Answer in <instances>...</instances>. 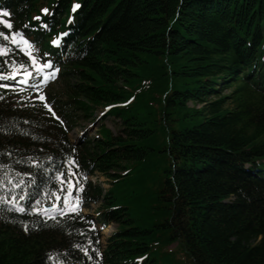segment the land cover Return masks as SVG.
I'll use <instances>...</instances> for the list:
<instances>
[{
	"label": "trees",
	"instance_id": "1",
	"mask_svg": "<svg viewBox=\"0 0 264 264\" xmlns=\"http://www.w3.org/2000/svg\"><path fill=\"white\" fill-rule=\"evenodd\" d=\"M0 20V74L51 61L60 84L0 82V264H264V0H0ZM98 107L119 133L73 144Z\"/></svg>",
	"mask_w": 264,
	"mask_h": 264
},
{
	"label": "rangeland",
	"instance_id": "2",
	"mask_svg": "<svg viewBox=\"0 0 264 264\" xmlns=\"http://www.w3.org/2000/svg\"><path fill=\"white\" fill-rule=\"evenodd\" d=\"M46 70H49V69L46 67ZM44 75H46V76H44ZM48 77H49V74H42L40 76V80L44 81L40 84V88H44V90H47V94H49V95H53L54 93H59V91H60L59 85L60 84H59L58 80L55 79V80L49 81V80H47ZM24 83H26V85H27L26 81H24ZM195 106L198 108L200 107L197 104H195ZM188 107H192V104L188 103ZM119 123H118L117 117H114L111 115L104 116L103 115V107H98L95 109L91 119H83L82 117L77 118V123L74 125V127H72V129L69 133V138L72 142H77L83 136H86L88 138H93L98 133V130H99L101 125H104L113 135L116 136L119 133ZM91 182L93 184L100 185L103 190L108 189L107 180L105 178L101 177L99 174H95L91 178ZM67 201H68L67 206L77 204L76 201H73L71 199H68ZM96 209H97V206L92 205L85 212L92 215L93 218L96 219L97 218ZM98 229L100 230V234H101V238H102L101 239L102 240V246L105 247V245L107 243V238H109L110 235L116 231L117 225L114 223H111L107 228L98 227ZM175 247H176L175 244L171 245L168 247L167 250L172 249L173 252H175V251H177V249ZM173 258L176 260H183L184 259L183 254H181L180 252H176L174 254Z\"/></svg>",
	"mask_w": 264,
	"mask_h": 264
},
{
	"label": "snow or ice",
	"instance_id": "3",
	"mask_svg": "<svg viewBox=\"0 0 264 264\" xmlns=\"http://www.w3.org/2000/svg\"><path fill=\"white\" fill-rule=\"evenodd\" d=\"M74 7H75V5H74ZM42 11L46 12L47 9H42ZM5 14H6V13H5ZM0 23H3V24H4L6 27H8V28H11V27H12L11 23L8 22V21L0 20ZM17 34H19V33H17ZM0 37H3L4 39H7V36H6L3 32H0ZM13 42H15V40H13ZM24 42H25L26 44L29 43L27 40H25ZM52 43L55 45V44L57 43V41H56V40H53ZM29 46H30V45H29ZM0 54H3L2 50H0ZM36 60H37V58H33V63H34V64L36 63ZM47 66H49V62H44L42 65H38V66L36 67V72H37V73H40V72L42 71V68H43V67H47ZM28 74H29V73H25V75H28ZM0 75H2V74H0ZM51 78H53V77L49 76V79H51ZM42 82H44V81H42ZM40 99H44V97L41 96ZM49 110L51 111L50 106H49ZM52 114L55 115L54 112H53ZM61 122H62V121H61ZM34 163H35V162H34ZM75 163H76V162H75V160H74L73 158H69V160L66 161V164H69V165H71V164H75ZM73 175H74V173H73L72 169L69 167V168H68V176L71 177V176H73ZM58 179H59L61 182H63V183H67V184H68V187H69L70 189L74 186L73 181H72L71 179H67V180H66V179H65V174L62 173V172H61V173H58ZM85 179H86V178H85ZM83 187H84L83 183H80V184H79V187L77 188V191H82V190H83ZM21 199H23V197H21ZM76 199H77V204H76V205H69L70 210H71L72 212H77V211L79 210V197H77ZM0 201H3V197H0ZM14 203H15L14 201L9 202V206L11 207ZM65 203L67 204L68 201H65ZM34 211H35V209H34Z\"/></svg>",
	"mask_w": 264,
	"mask_h": 264
}]
</instances>
